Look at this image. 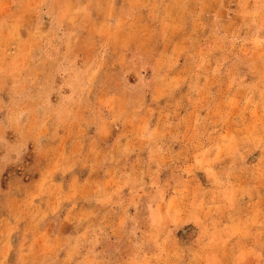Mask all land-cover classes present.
<instances>
[{
  "label": "rangeland",
  "instance_id": "rangeland-1",
  "mask_svg": "<svg viewBox=\"0 0 264 264\" xmlns=\"http://www.w3.org/2000/svg\"><path fill=\"white\" fill-rule=\"evenodd\" d=\"M0 264H264V0H0Z\"/></svg>",
  "mask_w": 264,
  "mask_h": 264
}]
</instances>
